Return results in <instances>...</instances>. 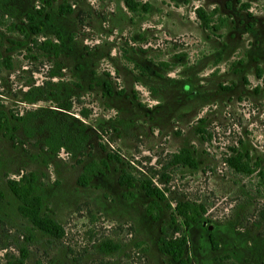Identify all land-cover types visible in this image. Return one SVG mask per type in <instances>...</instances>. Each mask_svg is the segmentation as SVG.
<instances>
[{"label":"rangeland","instance_id":"1","mask_svg":"<svg viewBox=\"0 0 264 264\" xmlns=\"http://www.w3.org/2000/svg\"><path fill=\"white\" fill-rule=\"evenodd\" d=\"M137 1L148 11L130 13L124 0H0V110L17 126L0 133V264L23 249L24 264H176L159 251L164 235L187 237L190 264H264V179L227 164L237 149L264 167V0ZM197 8L226 22L208 31ZM28 112L38 119L26 129L15 118ZM53 132L78 137L79 150L48 144ZM183 149L195 169L171 165ZM108 155L119 161L79 186L84 165ZM123 170L164 192L157 220L140 183L119 185ZM32 172L61 238L18 212L8 182ZM181 202L205 208L189 230L171 223ZM107 243L119 249L105 253Z\"/></svg>","mask_w":264,"mask_h":264},{"label":"trees","instance_id":"2","mask_svg":"<svg viewBox=\"0 0 264 264\" xmlns=\"http://www.w3.org/2000/svg\"><path fill=\"white\" fill-rule=\"evenodd\" d=\"M125 6L130 13L137 14L141 10L147 12L149 9L148 4H141L137 0H124ZM248 8V6H245ZM71 8L69 6L62 7L60 11L61 14L64 12H70ZM41 13V12H40ZM198 19L201 21L202 26L206 30L218 31L221 26L226 22V18L217 17L218 9H214L211 12H207L203 8H197L195 11ZM28 19L32 22L35 21V18L31 15L28 16ZM48 19V17H47ZM217 22V23H216ZM216 23V24H215ZM218 24V25H217ZM45 28L44 23H32L30 25V30L39 34L43 32ZM20 32L25 36L27 35L26 28L20 27ZM43 48L47 51L53 52L55 56H59L60 48L59 45L46 41L43 44ZM7 67L11 66L6 63ZM107 86V85H106ZM108 94L112 95L113 92L109 86H107ZM37 116L35 112H28L26 116L15 118V120L22 124L24 128L27 129V125L32 121V117ZM37 117H34L33 120H37ZM11 118L3 110H0V133L5 135H10L11 132L17 130L16 127H12ZM65 137V140H63ZM79 138L73 134H59L53 132L51 136L46 140L50 145H55L56 148L66 147L67 144L74 145L78 150L80 148ZM82 143V142H81ZM233 155L227 158V164L230 169L239 175L251 176L255 173H258V176L263 180L264 179V167L262 168L261 160H252L249 153H243L239 150H232ZM109 160H117L114 156L108 155L105 160H92L91 162L84 165L83 172L77 180V184L82 187H88L93 181L94 177L103 173L104 168L108 167ZM171 165L173 166H184L189 168H196L197 163L192 156V153L189 149H183L179 153L174 154ZM37 182L38 177L35 173H29L20 178V180H9L8 186L12 194L19 201L18 212L22 218L26 219L35 229L43 233L44 235L61 238L64 235V228L59 224L54 218L46 215L44 213V205L42 197L37 193ZM137 183H140L141 190L145 195L152 199L147 208V213L153 216L154 220H157V216L153 215L154 210L160 207V202L165 200V194L158 187L149 180H138L137 177H134L132 174L123 170L119 176V185L124 187L127 190V193L136 187ZM132 196V194H129ZM205 213V208L202 205L190 202H181L178 203L172 212L171 223L172 225L176 224L177 218H181L183 225L187 230H189L192 224L198 223L202 215ZM164 228L162 232H164ZM211 244L214 249H217V244L214 241L213 235L210 236ZM188 239L186 236L176 237L169 239L167 236L161 237L159 239V251L169 256L172 261L176 264H190V260L186 256V247ZM119 245L113 243H107L101 246V250L105 253H111L117 251ZM26 259V250H22V258L18 259L16 262L9 261L6 264H24Z\"/></svg>","mask_w":264,"mask_h":264}]
</instances>
